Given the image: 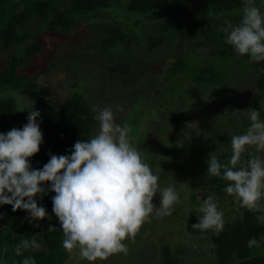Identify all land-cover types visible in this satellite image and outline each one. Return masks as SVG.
<instances>
[{"label":"rangeland","instance_id":"1","mask_svg":"<svg viewBox=\"0 0 264 264\" xmlns=\"http://www.w3.org/2000/svg\"><path fill=\"white\" fill-rule=\"evenodd\" d=\"M171 2L176 9L178 7L184 9L182 23H198L204 26L211 24L216 32L221 31L225 20H230L235 25L240 21L237 17H242V9L228 14H213L205 10L199 2L189 3L183 0ZM260 6L261 11H264V4ZM105 11L106 13L97 12L85 17L86 19L78 20L72 32L68 34H51L45 31L42 36H36L35 40L44 42L46 50H54L53 47H57L59 41L62 44L56 49L58 52L55 57L50 59L47 57L49 55L40 54L22 71L27 77L36 80L39 84L38 93L55 107L74 93L90 96L96 109L111 107L117 123H126L131 127L134 144L140 150L147 151L146 162L160 177L158 183L161 187L175 185L180 192L181 203L174 206L175 210L171 216L161 218L153 216L150 222H145L135 236L134 242L125 241L129 247L126 255L114 254L108 260L96 261L95 264H160L163 246H169L171 255L175 256L178 253L183 255L189 244L192 248L188 264H208L210 261L202 256L211 255L208 252V244L198 238L199 240L192 246L195 237L184 234L186 219L190 211L200 215L195 210L199 203L208 195L215 194L222 197L215 196L219 208L224 212L225 221L234 220L237 216L233 211L237 210L233 197L227 196L224 192L227 182L220 180L218 184V178H206L199 169L203 170L200 167L201 162L205 165L211 153L222 163H226L231 156V137L243 134L250 126L247 117L236 111L252 108L261 111V118L264 119V93L254 89L252 74L255 66L245 63L244 56L235 53L224 60H215V64L210 67L211 72L201 75L203 83L211 81L205 89L200 88L198 83L186 80L182 85L185 90L180 86L168 89L163 85H170L171 81L160 80L159 83L157 80L150 82L145 78H139L142 84H138L132 77L129 78L131 74L129 75L128 67L120 62L119 58H127L126 63L132 65H135V58L149 63L150 67L155 69L152 77L161 78L167 73L166 69H162L163 72L159 71L160 67L167 65L166 58L173 55L184 56L188 59V67L192 69L187 68V71L179 74L181 83L182 78L192 77L198 72V69H195L197 64L199 68L204 66L201 64L209 50L210 46L207 47L209 40L200 29H196L194 39L188 42L187 36L181 35L180 24L174 23V17L152 21L129 14L127 10L116 7L114 3ZM30 22L27 23L30 24L27 29L28 37L22 44L15 45L3 53L1 67L5 65L10 55L23 54L25 47L32 42L31 32L40 33L41 23L36 22V19H31ZM103 26L122 29L130 35V39L126 44L121 42L107 51V46L104 47L103 42L101 43V39L105 37ZM147 37L161 38L162 42L158 47L148 51ZM200 42L206 46H198ZM72 48L73 56L78 57L77 60L61 62L62 64L56 66L55 73L44 72L56 58L58 63ZM112 54L115 55V59L112 58ZM106 62L120 70L118 83L111 80L110 68L105 71ZM39 72L43 74L36 76ZM215 83H221L223 86L219 89L220 86H216ZM197 85L198 88L195 90ZM190 90H193L194 96L190 92L186 94ZM22 98L23 100L18 96L17 104L20 107L21 105L29 107L31 102L24 96ZM195 98L205 105L198 104L200 109L191 113L190 107L186 105L192 103ZM131 104L134 107L130 109ZM139 109L141 111H138ZM98 127L99 125L91 128L89 131L91 137L97 133ZM250 151L255 152V149L252 148ZM258 154L264 156V153ZM211 179L215 180V184L210 183ZM153 203L159 206V194L154 197ZM193 247H198L199 254L192 252ZM255 253L264 255V248L258 249ZM65 264L89 262L79 259L78 253L75 252Z\"/></svg>","mask_w":264,"mask_h":264},{"label":"clouds","instance_id":"2","mask_svg":"<svg viewBox=\"0 0 264 264\" xmlns=\"http://www.w3.org/2000/svg\"><path fill=\"white\" fill-rule=\"evenodd\" d=\"M220 30L236 54L248 56L250 62L264 61V11L255 0H243L240 21L234 25L225 20ZM93 111L98 113L97 133L77 140L70 155L49 153L42 169H33L30 163L43 144L39 111H28L22 129L0 133V205H10L13 212L26 211L30 221L51 219L36 198L55 193L52 211L63 233L62 246L89 264L118 253L126 255L129 247L125 241L134 242L145 222L153 216H171L174 206L181 203L175 185L161 187L158 183L160 177L146 162L147 151L134 144L131 127L117 123L111 107L94 106ZM236 112L245 115L250 126L231 137L232 151L226 163L209 154L207 175L226 181L224 192L233 197L237 211L245 208L260 213L257 220L264 224V156L258 154L264 153V119L261 111L252 108ZM157 194L159 206L153 203ZM195 210L200 216L192 225L194 230L223 231L226 221L217 197L208 195ZM55 230L54 226L48 228L49 232ZM38 236L22 239L15 246V255L40 249ZM262 243L264 236L249 239L247 246L260 248ZM22 264L37 262L25 256Z\"/></svg>","mask_w":264,"mask_h":264},{"label":"trees","instance_id":"3","mask_svg":"<svg viewBox=\"0 0 264 264\" xmlns=\"http://www.w3.org/2000/svg\"><path fill=\"white\" fill-rule=\"evenodd\" d=\"M171 1L0 0V62L4 52L9 51L15 45L22 44L26 37H28L29 31L27 29H29L30 24L27 23H31V19H36V22H40L42 25L39 34L31 32L34 34H31L30 37L32 42L25 47L22 55L12 54L7 59L5 65L0 66V133L6 134L13 128L22 129L27 123L28 111L36 110L41 113L40 117L37 118V123L40 124L43 133V144L40 147V151L30 158L33 169H42L50 159L49 153L57 156L70 155L75 142L91 138L89 131L92 127L98 125V121L95 119L98 113L93 111L94 105L89 98L90 96L87 97L82 93H74L72 96L67 97L61 105L55 107L38 93L37 85L39 84H37L36 80L32 77H27L24 71H22L25 67L31 65L34 62V58L40 54L44 53V56L49 55L47 57L50 59L51 57H55L58 52L56 49L62 44L59 41L56 45L57 47H53L54 50H46L44 42L35 40L36 36H42L45 31L51 34H68L72 32L78 20L86 19L97 12L106 13L105 9L110 8L111 3H114L120 9L127 10L129 14L141 16L152 21H161L174 17V23L180 24L181 35L187 36L188 42L194 39V31L196 29H200L205 34V38L209 40L207 47H210L201 64V66H204L199 68V65L196 63L195 69H198L196 74L194 73L192 77L182 78L180 83L179 74L184 73L189 68L188 59L180 55H173L165 59L167 65L160 67L159 71L163 72L162 69H166L167 73L161 78L152 77L155 74L153 73L155 69L151 68L149 63L135 58V65H132L126 63L127 58L118 59L128 67L129 75L131 74L129 78L131 79L132 77L134 82L140 84L139 78H145L150 82L157 80L159 83H161L160 80L164 82L171 81L170 85L163 84L168 89L180 86V88H184L185 90V87H182L185 80L190 83H198L200 88L205 89L211 81L203 83L201 75L211 72L210 67L215 64V60H224L228 56L235 54L233 48L225 42L226 35L221 31H214L211 24L204 26L198 23H182L184 9L182 7L176 9ZM183 1H188L189 3L199 2L205 10H209L213 14H228L243 8V0ZM255 2L258 6L264 4V0H255ZM237 18L241 19L240 16ZM27 25L28 28H26ZM102 29L105 37L101 39V43L103 42L104 47L107 46V51L108 48L114 47L121 42L126 44L130 39V35L123 32L122 29L109 26H103ZM146 41L148 42L147 50L151 51L161 44L162 39L147 37ZM197 45L206 46L203 42ZM73 48L69 53L66 52L58 63H56V58L44 72L47 74L50 71L55 73L57 72L55 71L57 70L56 66L62 64L61 62L77 60L78 57L73 56ZM112 58L115 59V55ZM243 58L245 59V63L255 66V71L252 74L254 89L264 93V61L250 62L248 56H244ZM110 64L106 62L104 66L105 71L107 68H110L111 74L109 76L111 80L118 83L117 77L120 70L117 67H112ZM123 64L119 65L123 66ZM39 74L43 73H36V76ZM108 82L111 83L110 80ZM217 85L220 86L219 89L223 86L221 83ZM112 86L110 87H115ZM197 88L198 85L195 90ZM188 92L193 95V90L187 91L186 94ZM110 93L112 94V92ZM18 96L21 97V100H23L22 96L27 98L31 102V105L29 107H22L21 105L20 107L17 104ZM168 104L171 106L170 103ZM198 104L205 105L195 98L192 103L190 102L186 106L190 107L189 112L192 113L200 109L198 108ZM114 106L116 105L114 104ZM132 107L134 105L131 104L130 109ZM138 111L141 110L139 109ZM167 123L170 124V122ZM200 167L203 168V170L199 169L203 176L210 178L207 175V162L205 161V165L201 162ZM220 182L219 179L218 184ZM210 183L215 184V180L211 179ZM54 195L55 193L49 192L43 199L36 198L38 205L47 209L51 219L30 221L29 213L26 211L17 210L13 212L10 205H0V264H22L25 256L34 257L37 264H65L67 259L75 253H67L62 246L63 233L60 229V223L52 211V197ZM215 196L221 197L217 194ZM233 211L237 214L236 218L234 220H227L223 231L219 234L213 231L200 232L199 230H194L192 225L198 222L200 215L190 211L186 219L184 234L187 233L190 237H195L192 246L199 240L198 238H201L208 244V252H210L211 257L202 255L210 261L208 264H264V255H257L255 253L258 249L264 248V243L261 244L260 248L249 249L247 246L249 239L256 238L259 240L264 236V225L257 220V216L260 213H253L245 208ZM50 226H54L56 230L49 232L48 228ZM33 235H40L37 237V240L41 243V248L26 251L24 252V256L17 257L14 251L15 246L22 239H31ZM190 245L186 246L183 255L178 253L175 256L171 255L169 246H163L160 264H188L190 249L192 248ZM197 248L193 247L192 252L199 254Z\"/></svg>","mask_w":264,"mask_h":264},{"label":"crops","instance_id":"4","mask_svg":"<svg viewBox=\"0 0 264 264\" xmlns=\"http://www.w3.org/2000/svg\"><path fill=\"white\" fill-rule=\"evenodd\" d=\"M190 213V212H189ZM189 215V214H188Z\"/></svg>","mask_w":264,"mask_h":264}]
</instances>
